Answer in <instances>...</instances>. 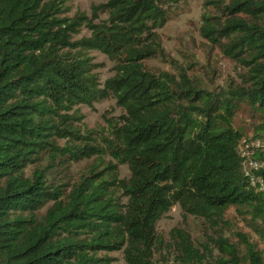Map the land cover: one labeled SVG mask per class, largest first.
<instances>
[{"label":"trees","instance_id":"16d2710c","mask_svg":"<svg viewBox=\"0 0 264 264\" xmlns=\"http://www.w3.org/2000/svg\"><path fill=\"white\" fill-rule=\"evenodd\" d=\"M68 1L0 0V264H114V251L170 264L166 250L180 264H264L245 234L218 237L225 256L212 260L185 228L157 231L178 203L213 225L236 206L264 234V167L245 169L233 123L243 102L264 117V0H206L202 36L245 67L240 84L213 90L144 63L163 54L157 29L182 0H105L100 22L67 16ZM83 25L90 35L74 39ZM93 49L115 63L103 82ZM110 96L123 113L83 132L79 105Z\"/></svg>","mask_w":264,"mask_h":264},{"label":"rangeland","instance_id":"374dc122","mask_svg":"<svg viewBox=\"0 0 264 264\" xmlns=\"http://www.w3.org/2000/svg\"><path fill=\"white\" fill-rule=\"evenodd\" d=\"M105 0H70L66 3L68 11L66 15L74 16L81 12L94 22H100L108 18V12L98 11L95 18L94 7ZM209 8L206 0H182L171 14L164 26L157 29L161 37L164 52L160 56L150 57L144 60L147 68L155 73L169 72L178 75L186 71L188 77L199 80L208 90L226 87L229 83L240 84L245 67L238 60L224 54L217 46L210 43L200 32L201 18L205 9ZM90 35L86 25L81 26L74 39ZM90 54L94 62L99 64L96 69L103 82L111 77L114 70V61L107 54L98 49H93ZM79 110L83 114L82 122L78 126L82 131L99 130L106 128L108 118H116L123 113V109L112 96L96 100L92 105L81 104ZM264 121L253 107L243 102L234 117V126L241 129L245 136L240 144V151L245 156L244 167L248 172L257 171L264 167V160L257 158V150L264 149V132L258 130V126ZM105 131V130H104ZM103 131V132H104ZM106 160L110 159L105 155ZM90 160L80 159L71 163L70 170L75 179L84 171ZM121 177L130 175L128 165L120 164ZM46 203L43 210L49 205ZM263 222L254 219L241 208L230 206L224 216V220L217 224H211L204 218L196 215H184L178 203L158 221V234L169 240V234L173 227L180 226L190 232L194 242L203 247L207 244L212 251V260L221 258L223 251L215 242L218 237L227 238L230 242L237 243L240 234H245L254 243L256 248L264 255V234L258 229ZM117 260L114 264H124L122 251L111 252ZM155 256L156 263L162 258ZM171 252H164V257L170 259V264H180L173 261Z\"/></svg>","mask_w":264,"mask_h":264}]
</instances>
